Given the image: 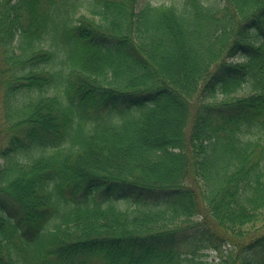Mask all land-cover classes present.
Listing matches in <instances>:
<instances>
[{
    "label": "trees",
    "instance_id": "trees-1",
    "mask_svg": "<svg viewBox=\"0 0 264 264\" xmlns=\"http://www.w3.org/2000/svg\"><path fill=\"white\" fill-rule=\"evenodd\" d=\"M82 6L0 0V264H264V0Z\"/></svg>",
    "mask_w": 264,
    "mask_h": 264
},
{
    "label": "rangeland",
    "instance_id": "rangeland-1",
    "mask_svg": "<svg viewBox=\"0 0 264 264\" xmlns=\"http://www.w3.org/2000/svg\"><path fill=\"white\" fill-rule=\"evenodd\" d=\"M84 1V6H82L81 8H80V12L81 13H87V14H90V12H89V10L87 9V7H86V5H87V3H88V0H83ZM140 2H141V4H144V3H146L147 1H150V2H152V3H157V4H160V3H167V4H172V3H174V4H179L182 0H139ZM50 42V41H49ZM50 43H48L47 45H49ZM49 94H52V92H53V89H49ZM239 93H244V90H240L239 91ZM3 109H2V107H1V95H0V119H2L1 118V116H2V111ZM0 125H1V121H0ZM4 135V133H2V135L0 134V136H1V142H0V144L1 145H3V142L5 141V138H6V136H4V138H2V136ZM257 135H259V133H258V131H256L254 134H253V136L254 137H257ZM262 136H263V141H264V133H262ZM25 155H24V153L23 154H21L20 155V157H24ZM3 159H0V161H2ZM260 223V222H259ZM258 223V224H259ZM264 229V228H263ZM210 253H212V256H209L208 257V259L210 260V263H212L213 262V257H214V252L213 251H210Z\"/></svg>",
    "mask_w": 264,
    "mask_h": 264
}]
</instances>
